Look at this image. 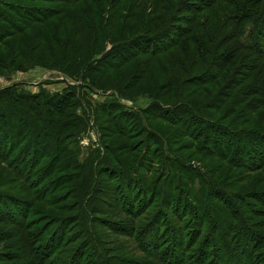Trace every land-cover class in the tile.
Segmentation results:
<instances>
[{"label":"rangeland","instance_id":"rangeland-1","mask_svg":"<svg viewBox=\"0 0 264 264\" xmlns=\"http://www.w3.org/2000/svg\"><path fill=\"white\" fill-rule=\"evenodd\" d=\"M10 1L26 7H44L62 13L42 23H32L29 30L10 33L8 38L0 42V94L9 92V99L4 96V100L6 105L9 100V113L16 118L13 123H17L22 129L21 140H14L17 150L9 158L13 160L17 171L18 161L14 156L17 152L25 154L29 146L31 152L38 150L37 160L43 157V161L37 162L40 168L49 170L51 164H55L60 157H63L60 166L67 163L74 166L72 169L62 170L63 172L51 171L46 179L39 181L43 184L40 188L45 193L52 187L53 180L73 172L76 175L67 177V187L56 192V196L60 197L54 205L76 202L72 208L77 211L86 196L85 205L87 203L89 207L88 199L99 197L91 203L94 209L90 207L98 217L92 220L88 216L87 219L99 244L98 250L104 256L102 264H172L164 255V252H168L169 239L162 233L164 226L173 224L169 221L178 222V226L186 233L187 241L191 235V242L185 243L182 254L183 262L189 263L195 257L194 253L200 251L214 234V227H226L233 208L238 217L236 222L244 223V226L252 227L256 234L264 235V204L259 199L264 197V174L258 170L245 175L238 171L237 175V170L204 149L203 139L197 140L201 135L185 131L181 122L175 121L180 117L191 120L190 114L183 113L184 108L197 107L201 99L210 101L213 92H217L222 85L215 83L207 91L192 83V78L205 69L209 60L206 48L215 39V32H207L209 28L213 26L220 30V33H216L219 40L225 41L226 48L237 47L240 54L247 52L242 47L258 50L256 35L249 31L253 20L251 9L242 8L239 0H216L205 11L194 14L186 10V14H190V20L195 18V21H190L189 24L184 22L190 32L182 38V43L181 40L178 43L177 55L170 57L169 51L162 56H139L128 62L123 70L105 72L101 78L93 75L92 78L96 81H92L93 79L84 76V70L89 64L94 65L100 61L113 45L128 39L130 41V38L138 34L158 33L171 28L169 25L172 24L173 17L176 18L181 13L176 14L170 0ZM217 10L224 14L223 18L216 15ZM0 28V33H5L9 30V25L0 20ZM187 45L189 51H192V57L184 51ZM261 55L258 53L256 56L260 58ZM175 59L179 61L176 60L177 63L171 68ZM251 59L250 56L249 60ZM254 62L259 66L264 65L263 58L260 62ZM256 71L257 69L252 80L248 81L253 86H259V79L264 77H258ZM182 86L187 88L186 93L177 95ZM237 90L239 89L234 90V95ZM63 94L70 96V99L62 111H50L54 98ZM12 96H17L19 100L13 101ZM155 100L167 110L178 107V116L172 120L173 126L155 119L158 117L156 116L149 125L145 124L143 131L137 132L141 125L137 129L134 125L132 129L128 128V133L119 132L120 120L116 117L120 115H114L120 108L140 112L150 107ZM112 101L119 103L120 107L109 113L105 106L106 102ZM259 112L255 115L259 116ZM102 126H107L110 133ZM45 128L48 130V137H40L41 145H36V132ZM148 130L165 138L156 143L163 146L161 150L163 149L164 154L173 159L171 165L168 164L169 169L162 174L151 168L152 165H149L151 170L145 165L147 153L144 148L149 143L151 149L156 148L153 138L146 141ZM15 135L14 130L9 131V136ZM85 139L89 140L87 146L83 144ZM59 143L62 147L56 149ZM189 144L196 148V155L192 153ZM64 146L66 152L61 155ZM108 152L116 153L126 163L144 162L138 168L141 174L136 175V189L129 190L135 196L130 202L120 201V195L115 190L117 177L114 172H105L100 165L103 157V163L111 159L107 158ZM116 167L118 166L114 165ZM84 169L87 175L83 174V185L87 178L98 174L101 185L99 193L96 192L97 184L93 186V181H90L88 187L95 189L86 194L82 190L77 192L76 187L73 189V183H79L76 179L78 172H83ZM15 170L0 161V192L22 198L25 195H21V190L26 184L15 179ZM41 173L31 176L41 178ZM81 175L82 173L80 180ZM233 175L238 176V179ZM153 188L156 191L149 198ZM68 189L70 191L66 193ZM114 196L118 199L117 205ZM79 200L80 203H77ZM185 200L193 208L190 213L187 210L181 211ZM37 207L42 211H33V223L44 222L50 218L47 214H61L55 206L48 207L38 203ZM107 210L111 215L107 214ZM175 213L180 214V218ZM156 227L160 230L155 231V236L162 233L160 239L164 241L152 248L149 244L150 230H155ZM5 228L0 224V264H26L27 260L12 262L9 253H14L7 249V243L1 239L6 232ZM97 260L94 264H101Z\"/></svg>","mask_w":264,"mask_h":264},{"label":"trees","instance_id":"trees-1","mask_svg":"<svg viewBox=\"0 0 264 264\" xmlns=\"http://www.w3.org/2000/svg\"><path fill=\"white\" fill-rule=\"evenodd\" d=\"M14 2L10 0L0 1V20L8 24L9 30H12L11 32L8 30L5 33H0V42L8 38L7 36L10 33L29 30L32 23H42L62 13L44 7H26L23 4H15ZM170 2L176 14L181 13L176 18L173 17V22L169 25L171 28H166L164 31L158 33L138 34L130 38L132 39L130 41L128 39L121 44L113 45L111 50L107 51L100 61L94 65L89 64L87 66L84 70V76L89 77L91 80L93 79L92 81H96L95 78H92L93 75L101 78L105 72L121 71L128 62L139 56H162L169 51L170 57L177 55L178 43L180 40L182 43V38L190 32V30H187L186 24H189L190 21H195V18L190 20L191 18L188 16L190 14H186L185 11L187 10L188 13L194 14L205 11L215 4L216 0H170ZM239 3L242 8L252 10L253 20L249 31L251 34L256 35L255 39L258 50L254 51L253 47H242L240 45L247 50L245 54H240L237 47L226 48L225 41L219 40V36L216 33H220V30L213 28V26L209 28L207 32H215L213 33L215 39L206 48L209 60L206 62L205 69L192 78V83H195L197 87H201L199 89L203 88L207 91H210V88L215 83H222V85H220L221 87L219 86L217 92H213L210 101L206 102L201 99L197 107L189 106L184 108L185 111L183 113L191 115V120H189L191 122L183 117L175 119V121L181 122L185 127V131L188 130L192 134L197 132L201 135L197 140L203 139L204 149L211 152L215 158L222 160L237 170V175L238 171L245 175L246 173L258 170L264 174V65L259 66L258 63L254 62H260L261 58L264 59V0H239ZM6 10H8L7 13L5 12ZM216 15L221 18L224 17V14L218 10L216 11ZM51 24L54 25L52 22ZM95 31L97 30L95 29ZM252 39L251 37L250 40ZM216 41L218 42L216 43ZM187 42L189 43V40ZM184 51L186 54H189V57H192L189 45H187L186 49L184 48ZM258 53H261L262 57L257 58L256 55ZM250 56L252 57L251 60H249ZM195 60L196 55L193 56V61ZM169 61L170 59L167 60V62ZM177 61L173 63L171 68ZM200 64H203V62ZM256 69L258 77H263L259 79V81L261 80V83H258L259 86H253L252 82H248L252 80ZM237 88L239 90L234 95L233 92ZM186 91L187 88L182 86L176 94L184 95ZM63 95L54 98L50 111H62L70 99V96ZM4 96L9 99V92L0 94V161L4 162L6 167L15 170L14 162L9 157H12L17 150L15 143L21 140L22 129L17 123H13L16 118L9 113V100L6 105ZM254 96L258 97L253 98ZM71 98L73 99V97ZM12 100L19 99L17 96H12ZM158 102V100H155L150 107L142 111L140 110V112L125 111L123 108H120L114 115H120V117H116L120 120L118 122L119 132L123 134L128 133L130 132L128 128L132 129L134 125H136V129L141 125L137 132L143 131L146 127L145 124L149 125L156 116L158 117L155 119H161L173 126L174 122L172 120L173 117L178 116L176 114L178 107L167 110L160 106ZM119 107V103L117 104L112 101L106 102L105 109L109 113H112ZM257 112H259V116L255 115ZM25 122L26 120H24ZM252 123H257V125H252ZM188 124L191 126L187 127ZM106 127L102 126L107 133H110V130ZM10 130L15 131L16 135L14 137L9 136ZM43 131L45 133L42 134ZM146 132V141L149 142V139L153 138L156 148L151 149V143L144 148L145 153H147L144 159L147 161L145 165L148 167L147 169L151 170L153 168L162 174L169 169L173 159H171L170 155L164 154L163 149L161 150V148H164L163 146L161 147L156 143L160 139L165 140V138L151 130ZM36 133L37 140L35 144L41 145L40 137L47 138L48 130L45 128ZM181 133L183 134L182 131ZM18 138L20 139L15 142L14 140ZM60 147H62L60 143L56 145V149ZM189 148L196 155V148L190 144ZM199 149L203 151L200 147ZM65 152L64 146L61 155ZM37 153L38 150L31 152L30 147L27 146L25 154L17 152L14 156L18 161L15 179L26 184V187L21 190V195L25 196L18 198L12 195L7 196L4 195L5 193L0 192V224L6 227V232L1 236V239L7 243V249L14 253H9L13 260L12 262L27 260L26 264H94V261L98 258L97 261L102 264L103 261L101 259H104V256L98 250L99 244L96 241V236L88 226L87 219L88 216L92 220H94V217H98V214H95L91 210L94 209L91 203L99 199V197L93 196L94 198L88 199L91 209L87 203L85 205L87 196L81 202L77 211L75 210L76 208H72L76 202L54 205L60 197L56 196V192L67 187L65 184L67 177L76 174L73 172L63 174L58 179L53 180L52 187L45 193L40 188L43 186L41 179H46V176L51 171L54 173L56 170L72 169L74 166L69 163L60 166V160L63 158L60 157L59 159L57 158L58 161L55 164L54 162L51 164L49 170L40 168V166H37V162L44 159L41 156L37 160ZM108 157L111 159H107L106 163H103L105 157L102 158L100 162L102 169L109 174L114 172L115 177H117L118 184L115 190L120 195V201H132L135 196L131 195L129 190L136 189L138 183L136 177L141 174L138 168L144 162L141 163L139 161L136 164L134 162L132 164L129 161V163H126L116 153L109 152L107 154ZM110 162L115 164H111ZM114 165L118 167L114 168ZM149 165H152L151 168H149ZM40 172H42L41 178H32L33 176L31 175L36 176ZM83 174L87 175L85 174V169L83 172H78L79 176H76V179H78L79 183L77 185L73 183V189L76 187L77 192L78 190H82L86 194L94 188L88 187L90 181H93V186L97 184L95 188L97 189L96 192L99 193L101 185L98 174L96 177L87 178L88 180H86L84 185ZM233 177L235 176L233 175ZM235 178L238 179V176ZM69 191L70 189L66 193H69ZM155 191L156 188L151 190L149 198H151ZM209 195L207 196L208 198H210ZM259 199L264 204V197H259ZM117 200V197L114 196L115 205H117ZM38 203L39 205L42 204L48 207L55 206V209L61 212V214H47L50 218L44 222L33 223V220H31V217L34 215L33 211H42L37 207ZM77 203H80V200ZM59 208H66V210H60ZM108 210L107 214L111 215ZM185 210L188 213L191 210L193 211V208L186 200L181 211L184 212ZM235 212L236 210L233 208L231 219L225 228H220L219 226L213 228L214 234L204 243L200 251L198 250L194 253L195 257L189 263L183 262L182 254L186 247L185 243L191 242V235L189 236V241H187L186 233L178 226V222L169 221L173 222V224H167L162 231L169 239L167 243L168 252H164L166 259L172 264H264V235L256 234L252 227L248 228L243 225L244 223L236 222L238 217L235 216ZM176 215H179L178 218H180V214ZM163 218L162 227L164 224ZM201 218L202 216L199 217V220ZM112 223L118 222L112 221ZM119 224L122 225L121 223ZM159 230V227H156L155 230L153 228L150 230L149 244L152 248L161 245L164 241L160 239L162 238V233L155 236Z\"/></svg>","mask_w":264,"mask_h":264},{"label":"built area","instance_id":"built-area-1","mask_svg":"<svg viewBox=\"0 0 264 264\" xmlns=\"http://www.w3.org/2000/svg\"><path fill=\"white\" fill-rule=\"evenodd\" d=\"M83 144L87 146V145L89 144V140H88V139H85V140L83 141Z\"/></svg>","mask_w":264,"mask_h":264}]
</instances>
